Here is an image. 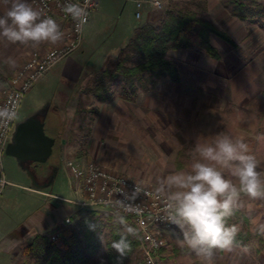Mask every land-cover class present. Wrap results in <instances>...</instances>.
<instances>
[{"label": "rangeland", "instance_id": "obj_1", "mask_svg": "<svg viewBox=\"0 0 264 264\" xmlns=\"http://www.w3.org/2000/svg\"><path fill=\"white\" fill-rule=\"evenodd\" d=\"M29 1L25 0L30 4ZM97 1V8L84 26L83 38L90 44L95 45L99 49L98 52H101L104 56L105 61H108L110 58H114L119 45L129 37L130 28L137 21L134 14L136 6L131 0ZM11 2L12 0H0V16L7 12ZM197 2L198 0H187V3L193 5H196ZM259 2L264 4V1L259 0ZM262 7L264 8V6ZM252 13L251 18L247 20L238 19L236 25L227 26L233 35L234 31L237 33L238 38L250 33L252 30L251 41H244L241 46L238 44L237 48H233L229 44L228 47L237 49L233 52V56H229L230 54L225 49L226 42L215 37L212 43L223 53L222 62L206 55H204V58H208V62H200V60L197 62L195 59H191L190 52L185 53V57L180 62L177 61L183 69L187 65L196 67L197 64L203 65L210 71L220 70L221 72L209 73V70L199 72L196 68L189 67V73L182 70L180 75L182 82L187 81L190 87L184 88V84L181 85L180 83L177 88L176 85L165 86L167 80L161 79L156 90L151 88L149 91H139L137 96L130 102L137 101L138 95L143 92L142 98L146 99L145 114L137 115L132 110L128 111L124 108L123 113H125L124 116L130 119L129 126L125 127L129 130L130 135L136 132L138 124L140 129L144 128L142 129V135L139 137L129 135L126 138L117 136L109 138L111 140L110 147L105 148L109 150L105 151L102 160L87 159L89 158L87 141L91 121H81L80 114H77L73 123L70 122V125L66 127L68 130L63 134V137L61 135L65 131V127L62 124L59 123L56 129L46 126V134L55 138L53 152L46 162L33 164L31 166L32 172L15 157L4 153L2 158L4 173L7 180L12 184H8L0 196V236L2 234L1 225L4 222L10 221L15 226V230L20 231L28 222L33 221L48 208V202L51 199L44 204L42 195L23 186L42 187L50 190L55 180L52 191H58L56 193L72 197L67 191V175L64 169L59 166L61 163L57 150L60 137L65 141V146L71 147L72 144L69 143L73 141L76 144L79 143L78 146H80L71 153L62 156H71V158L80 162H97L115 174H126L130 178L157 190L167 176L176 172L187 171L193 160L199 158L198 154L194 152L198 142L210 143L216 136L224 133L231 135L234 139L242 138L248 145L249 153L254 155L260 162L259 170L264 173V97H261V92L264 90V9L252 7ZM222 14H225L222 8L219 12L213 7L209 13L202 11L204 17L211 19L216 24L219 23L218 20L222 17ZM225 16L229 17L228 14ZM232 17H229V19H233ZM52 45L54 44L41 45L39 43L31 46V42L13 44L6 38L0 37V74L7 71L3 61L17 54L19 48L23 50L24 46H28L27 52L30 55L35 49L44 51ZM251 53H253L252 56H250ZM172 54L176 55V53ZM193 56L194 58L197 57L195 54ZM61 60L48 70L55 69ZM228 61L232 68L229 65L225 66ZM238 64H247V66L241 70H234ZM250 70L252 71L250 72ZM97 74H93L88 81ZM3 75H7V73ZM54 76L56 78L52 79L56 80L58 75L55 74ZM250 77H252V81L245 88L243 82ZM119 87V83H115L114 91L119 90ZM2 90L3 88L0 89V92ZM49 90L52 91L53 87L50 86ZM165 91L166 93H164ZM86 93V89H84L81 93V99L84 101L86 99L87 102L92 99L94 104L96 102L94 96L87 94V97ZM170 95L176 97L179 102L183 101L184 96H190L193 97L194 103H190V100L185 105H165V102L162 101L156 106L153 104L152 98L154 96H161L162 99H165ZM115 98L119 97L115 96ZM38 103L37 109L45 105L40 100H38ZM97 103L100 104L99 101ZM34 105H37V103L29 104V99L26 98L18 112L17 121L25 119L27 115L34 111L36 109ZM129 106L133 107L132 104ZM117 108L121 111L122 107L116 106ZM54 109L55 106L53 105L51 110ZM93 109L94 107H92ZM66 123L68 124L69 121H66ZM121 123L123 121L115 122L114 127L118 128L120 126L118 124ZM125 124H127V121H125ZM162 146L169 148V152L161 153L159 147L162 148ZM177 160H181V166L186 164V167L184 169L178 168ZM225 175L227 176L228 173L226 172ZM259 202V212H264V198H259ZM262 220L264 221V218ZM24 244L25 241H20L17 249L11 254L12 264H21L23 261L21 250ZM169 255H171L170 261L165 259L164 264H174L176 258L179 262L185 263L186 256L184 254L183 256H173L172 246L169 248ZM263 259L264 251L259 254L258 264H262ZM0 264H5V257H0Z\"/></svg>", "mask_w": 264, "mask_h": 264}, {"label": "crops", "instance_id": "obj_2", "mask_svg": "<svg viewBox=\"0 0 264 264\" xmlns=\"http://www.w3.org/2000/svg\"><path fill=\"white\" fill-rule=\"evenodd\" d=\"M131 1L136 6V2H135L136 0H131ZM159 1H161L162 3L161 9L154 8L152 4L149 2H144L142 4L140 18H136L135 16L137 21L133 26H131L129 37H127V39L121 45H119L117 53L132 37L133 33L138 28V26L142 24L159 23L165 12L174 3H178L180 5H182V3H184V5L187 4V0H159ZM197 3L199 8H201V10L204 12L209 13L212 7L216 8L217 12H219L221 8L224 10L225 14L224 15L222 14V17L224 18L222 19L221 17L218 20L219 23H217V25L219 26V28L227 32L239 44V46H241L244 41L247 42L251 41L252 30L250 31V33L244 34L239 38L236 36L237 33H235V31H234V35L232 34L231 30H229L227 26H231L232 24L236 25L237 24L236 22L238 21L239 18L230 16V13L228 12L227 9H225L222 6L220 0H198ZM136 11H137V6L135 12ZM227 14L229 15V17H232L233 19L231 18L229 19V17H226L225 15ZM215 37L217 36L211 35V42ZM48 43L49 42H41L40 44L44 45ZM227 44L228 43L226 42V46L224 45L226 47L225 49L227 50L228 54H230L229 56H233V52L237 49H232V47H228L229 44L228 45ZM31 46H33V43H31ZM27 48L28 46L27 47L24 46L23 50H20L19 48L17 50V54L10 57L15 59L14 67H10L7 63H5L6 60L3 61V63L6 65L5 69L7 71H5V73H7V75H3L5 73L0 74V89L4 88V86L6 85L8 76H10L17 68H19L28 59L29 52H27ZM98 51L99 49H97L95 45L90 44V42L84 40L83 38L82 44L70 55H68V57L61 60L57 64L55 69L46 71L39 79H37L23 98V101L26 100V98L27 100L29 99V104H34L35 102L37 103V105H34L36 109H34V111H32L29 115H27L25 119L31 116L38 117L41 121L44 122V129H46L47 125L52 129L53 128L56 129L58 127V124L60 123L65 127V131L61 135V137H63V134L68 130V128L66 127L70 125V122L73 123V120L77 115L76 113L77 102L79 99L82 98L81 93H83L84 89H86L85 86L89 82L88 79L93 74L102 71L107 63V61H105L104 56L101 54V52ZM187 52H190L192 60L195 59L197 62H199L198 60H200V62L201 61L208 62V58H204V55H206L205 53L196 51L192 48L170 50L168 52V57L177 65L179 69V74L180 71L182 70H184L185 73H189L190 72L189 67L196 68L199 72L200 71L207 72L209 70L206 69L203 65H197V64L196 67L187 65L185 66L184 69L181 68L178 65L177 61L180 62L182 58L185 57L186 55L185 53ZM172 53H176V55H173ZM219 53H220L219 59H214V58L212 59L220 62L224 58V55L223 53H221L220 50ZM194 54L197 57L194 58L193 56ZM252 55L253 53H251L250 56ZM206 56L209 57L208 55ZM226 65H229L232 68V65L230 64L229 61L228 64H225V66ZM238 65L235 66L234 70H241L247 66V64L246 65L241 64L239 66ZM217 71L221 72L220 70H212V71L209 70L208 72L217 73ZM251 71L252 70H250V72ZM55 74L58 75L59 80L58 78L56 80L52 79V78H56L54 76ZM251 78L252 77H250L248 80H245L243 82L245 88L250 83V81H252ZM163 79L167 80L166 84H164L165 86L176 85L177 88L178 87L177 85L180 83L181 85L184 84L185 86L184 88L190 87V84L187 81H185V83L182 82L181 75H180V80L178 82L172 81L168 78H163ZM160 82L161 79H159L156 82V84L153 87L154 90L158 88ZM50 86L53 87L52 91L49 90ZM32 93L34 94L33 96ZM164 93H166V91ZM142 95H144L143 92H141L138 95L137 101H133V102L125 101L120 98H113L111 100L103 101V103L100 102V104H98L97 103L98 101L95 99L96 102L93 104L92 99L89 102H87V100L85 99L86 100L85 112L80 114L79 118L81 121H86L89 119L91 121V129L89 130V134H88L89 138L87 141V149L89 153V158L87 159L89 160L92 159L97 161L102 160L103 155H105L104 154L105 151L109 150L105 148L106 147L108 148V146L110 147L111 140H109V138L114 136L120 138L123 137L126 138L130 135L129 130L125 128L129 126L128 122H130V119L127 118V116H124L125 113H123V108L128 111L132 110L133 112L137 113V115L138 114L144 115L145 114L144 105L146 104V99L142 98ZM38 100H40V102L45 105L37 109L39 105ZM152 100L154 101L153 104H155V106L156 104L161 103V101L165 102V105L167 104L185 105L190 100H191L190 103L192 102L194 103L193 97L190 96H184L182 102H179V100H177L176 97H171V95L165 99H162L161 96L160 97L154 96ZM130 104H132L133 106L132 108L131 106H129ZM53 105L55 106V109L51 110ZM116 106H121L122 107L121 111H119L118 108L116 109ZM92 107H94L93 110ZM66 121H69V123L67 124ZM117 121H121V122L123 121V123L118 124L120 126H118V128H115L114 124L115 122L117 123ZM125 121H127V124H125ZM136 128H137L136 132H134L130 136L139 137L142 135L143 133L142 129L144 128L140 129L139 124L136 126ZM61 137L57 151L59 153L58 155L60 157V163H61V165L59 164V166H61L64 169L61 160L64 157H68V156H62V155L71 153L74 149H77L80 146H78L79 143L76 144L75 141L69 143L72 144L70 145L71 147L65 146V141ZM159 148L161 150V153H167L170 150L165 146ZM180 162L182 163L181 160ZM35 163L36 162H33V164ZM185 167L186 164H184L181 168L184 169ZM64 171L65 174L67 175V181H68L67 191L69 192V194L72 195L71 198L66 197L61 193H56L58 191H52L53 185L56 182L55 180L52 184V189L50 190L43 189L42 187L23 186L39 195H42L44 197L43 200L44 204L47 203L49 199L51 200L50 202H48V208H46L45 211L41 212L40 215H38L37 218H35L33 221L28 222L27 225H25L20 231L18 230L16 231L15 226L12 225L10 221H6L1 225L2 234L0 236V252H1L0 257H5V264H12L11 254L17 249L20 241L21 242L25 241L24 245H26L38 233L52 234L55 231V229L58 228L59 222L69 218L75 219L79 215H81V213L83 214L85 211L91 210V208H82L72 202L76 200H82L81 192L76 190L75 187H73L72 184L73 179L69 177L65 169ZM10 183L11 182L9 181V184ZM259 207H260L259 198L251 199L246 195L243 194L241 195L239 206L234 210V214L227 220V224L229 226L237 225L239 228V232L236 237V244L234 245L231 251H225L219 249L214 250L211 264H258L259 254L263 253L264 251V249L259 250V242H258L259 230L262 231L261 226H264V221L262 220L264 218V212H259ZM93 209H97L103 212H108V208L106 207H96ZM178 237L182 238V233L180 228L177 226L173 231H171L166 236V243L168 248H171L172 246L174 250L173 256L175 257L177 256L175 254V248L176 249L178 248V250H180L178 256L181 255L183 256V254L186 256L185 263L179 262V260L176 258L174 264L194 263L195 260L198 259L199 257H197L195 253L189 250L186 246L181 247L180 243L178 242ZM170 256L171 255L162 257L163 264L165 259L170 261L171 259ZM262 264H264V259L262 261Z\"/></svg>", "mask_w": 264, "mask_h": 264}, {"label": "trees", "instance_id": "obj_3", "mask_svg": "<svg viewBox=\"0 0 264 264\" xmlns=\"http://www.w3.org/2000/svg\"><path fill=\"white\" fill-rule=\"evenodd\" d=\"M258 1L220 0L230 15L241 20L253 16L252 7L264 9V4ZM199 9L198 3H174L159 23L138 26L117 55L109 59L103 70L86 84V96L92 94L99 102L111 100L115 96L132 101L139 91H149L159 79L168 78L178 82L179 69L168 57V52L192 48L219 59L220 53L212 44L211 35L237 48L238 43L211 19L204 17ZM115 83H119V90L114 91ZM261 97H264V90ZM85 105L86 100L79 99L76 113H84ZM181 165L180 160H177V167L181 168ZM117 221L111 213L87 210L72 223L55 229L58 231L55 239H51V233L36 234L23 246L21 264H118L119 254L111 245L120 238L121 233H125L127 225ZM127 239L130 250L122 264H135L134 254L138 241L135 235H127ZM258 242L259 250L264 249V232L260 230ZM179 253L180 250L175 248V254ZM192 264L203 262L198 258Z\"/></svg>", "mask_w": 264, "mask_h": 264}, {"label": "clouds", "instance_id": "obj_4", "mask_svg": "<svg viewBox=\"0 0 264 264\" xmlns=\"http://www.w3.org/2000/svg\"><path fill=\"white\" fill-rule=\"evenodd\" d=\"M65 11L80 23L85 21L86 13L78 5L68 4ZM63 36L53 18H42L25 0H12L7 12L0 16V37L13 44H56ZM5 63L15 66L10 57ZM7 116V110L0 109V118ZM194 152L199 158L193 160L190 168L167 176L158 191L164 196L169 221L181 230L182 238L178 237L181 247L186 246L203 264H211L214 250L231 251L236 244L239 228L229 226L227 220L239 206L241 195L264 198V173L244 140L227 133L216 136L210 143L198 142ZM135 191H140L139 186ZM127 209L133 211L131 205ZM117 222L125 223L123 217ZM261 230L264 231V226ZM135 234L136 230L127 226L125 233L112 242L111 248L119 254L118 264H122L130 250L127 235Z\"/></svg>", "mask_w": 264, "mask_h": 264}, {"label": "built area", "instance_id": "obj_5", "mask_svg": "<svg viewBox=\"0 0 264 264\" xmlns=\"http://www.w3.org/2000/svg\"><path fill=\"white\" fill-rule=\"evenodd\" d=\"M33 8L43 17H51L59 25L64 36L58 43L44 51L33 50L28 59L7 79L0 92V109H6L8 116L0 118V195L9 184L4 168L3 154L17 122V115L25 94L50 67L75 51L83 41V28L97 8V0H30ZM136 18L141 16V7L149 2L161 9L159 0H136ZM68 4L84 9L83 23L65 11ZM62 166L73 179V187L81 192L82 200L72 201L82 208L106 207L117 219L124 218L126 225L136 230L138 241L134 257L135 264H161L162 257L169 255L166 236L177 225L171 223L165 211L164 196L155 188L142 184L126 174H115L94 161L80 162L71 157L62 159ZM139 186L140 191L136 193ZM122 202V203H120ZM131 205L133 211L127 206ZM139 209V211H134ZM69 218L59 222V227L72 223ZM58 236L55 230L51 239ZM164 249V250H163Z\"/></svg>", "mask_w": 264, "mask_h": 264}, {"label": "water", "instance_id": "obj_6", "mask_svg": "<svg viewBox=\"0 0 264 264\" xmlns=\"http://www.w3.org/2000/svg\"><path fill=\"white\" fill-rule=\"evenodd\" d=\"M54 142L55 139L46 134L44 122L31 116L16 122L5 153L20 162L44 163L52 154Z\"/></svg>", "mask_w": 264, "mask_h": 264}, {"label": "flooded vegetation", "instance_id": "obj_7", "mask_svg": "<svg viewBox=\"0 0 264 264\" xmlns=\"http://www.w3.org/2000/svg\"><path fill=\"white\" fill-rule=\"evenodd\" d=\"M24 166H27L30 170H31V172H32V165L31 164H33V162H28V161H25V162H21Z\"/></svg>", "mask_w": 264, "mask_h": 264}]
</instances>
